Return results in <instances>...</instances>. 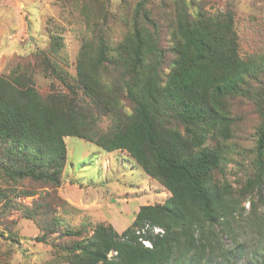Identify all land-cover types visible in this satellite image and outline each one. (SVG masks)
<instances>
[{"label":"trees","instance_id":"obj_1","mask_svg":"<svg viewBox=\"0 0 264 264\" xmlns=\"http://www.w3.org/2000/svg\"><path fill=\"white\" fill-rule=\"evenodd\" d=\"M174 7L166 51L147 0L135 3L131 30L111 57L103 38L98 51L82 45L76 88L88 104L76 96L74 87H69L71 97L67 93L43 97L33 83L27 84L25 73H0V144H4L0 172L8 179L58 185L66 158L64 137L78 136L106 151H127L146 175L170 192L162 203L140 206L121 233L111 224H97L90 236L66 251L71 264H208V254L216 249L223 264H231L237 255L238 251L219 246L217 228L223 226L232 236L245 195L227 181L219 182L215 174L221 142L232 123L227 98L241 94L248 78L260 77V90L264 88V60L240 55L232 9L214 14L201 7L193 11L187 0H175ZM59 38L51 36L52 51L58 50ZM167 49L173 57L163 78ZM41 56L49 63L45 53ZM108 60L121 70L118 83H123L133 103L130 114L111 105L116 89L113 92L95 72ZM114 112L119 122L100 131L96 121ZM257 138L255 178L263 185L264 119ZM7 190L0 189V197ZM153 227L162 231L155 233ZM111 250L116 253L109 257Z\"/></svg>","mask_w":264,"mask_h":264},{"label":"rangeland","instance_id":"obj_2","mask_svg":"<svg viewBox=\"0 0 264 264\" xmlns=\"http://www.w3.org/2000/svg\"><path fill=\"white\" fill-rule=\"evenodd\" d=\"M137 1L0 0V73H25L27 84L33 83L43 97L65 93L71 97L69 87H74L76 96H83L88 104V98L76 88V64L82 45L98 51L103 38L111 57L131 30ZM147 1L165 50L170 47L169 21L173 19L175 0ZM187 1L191 10L201 7L209 14L232 9L240 55L264 60V0ZM52 35L60 37L56 51L51 50ZM172 57V50L167 49L163 78ZM95 72L102 74L113 92L116 89V102L111 105L130 114L133 103L123 83H118L121 70L116 64L105 61ZM261 83L260 77L248 78L241 94L227 98L232 123L229 136L221 142L220 168L215 177L219 182L227 181L245 198L239 203L240 214L232 231L235 238L223 226L214 229L220 237V245H216L238 251L231 264H264V184H257L255 178L258 130L264 119ZM117 122L116 112L96 121L102 132ZM64 141L66 158L58 185L31 178L8 179L0 172V189L8 188L0 197V264H71L65 258L66 251L90 236L97 224H111L121 233L140 206L162 203L169 197L170 192L146 175L127 151H106L78 136H65ZM215 142L208 139L210 145ZM3 147L0 144V153ZM48 204L51 210L46 208ZM66 229L80 232L70 234ZM218 255L219 251L213 250L208 254L212 261L206 263L223 264Z\"/></svg>","mask_w":264,"mask_h":264},{"label":"built area","instance_id":"obj_3","mask_svg":"<svg viewBox=\"0 0 264 264\" xmlns=\"http://www.w3.org/2000/svg\"><path fill=\"white\" fill-rule=\"evenodd\" d=\"M154 231L157 232V231H162V230L160 228L155 227ZM142 241L144 242L145 245H150V243L148 241H146V240H142ZM115 253H116V251H112V252L108 253V256H111V254H115Z\"/></svg>","mask_w":264,"mask_h":264},{"label":"clouds","instance_id":"obj_4","mask_svg":"<svg viewBox=\"0 0 264 264\" xmlns=\"http://www.w3.org/2000/svg\"><path fill=\"white\" fill-rule=\"evenodd\" d=\"M154 228H155V227H153V231H154ZM157 228H159V227H157ZM160 229H161V228H160ZM161 230H162V229H161ZM154 232L157 233V232H161V231H157V232L154 231ZM146 241H148V240H146ZM142 242H143V241H142ZM148 242H149V241H148ZM143 243H144V242H143ZM149 243H150V242H149ZM146 246H151V244H150V245H146Z\"/></svg>","mask_w":264,"mask_h":264}]
</instances>
